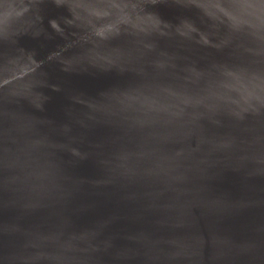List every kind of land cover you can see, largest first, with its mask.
I'll return each instance as SVG.
<instances>
[{"label":"water","instance_id":"obj_1","mask_svg":"<svg viewBox=\"0 0 264 264\" xmlns=\"http://www.w3.org/2000/svg\"><path fill=\"white\" fill-rule=\"evenodd\" d=\"M0 264H264V0H0Z\"/></svg>","mask_w":264,"mask_h":264}]
</instances>
